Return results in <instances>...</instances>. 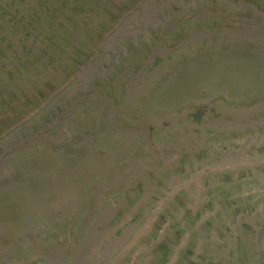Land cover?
<instances>
[{
    "label": "rangeland",
    "instance_id": "374dc122",
    "mask_svg": "<svg viewBox=\"0 0 264 264\" xmlns=\"http://www.w3.org/2000/svg\"><path fill=\"white\" fill-rule=\"evenodd\" d=\"M0 54V264L264 263V0H0Z\"/></svg>",
    "mask_w": 264,
    "mask_h": 264
}]
</instances>
